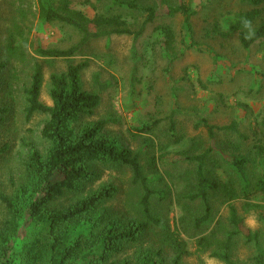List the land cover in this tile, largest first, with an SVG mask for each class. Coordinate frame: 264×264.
I'll return each instance as SVG.
<instances>
[{"label": "rangeland", "instance_id": "rangeland-1", "mask_svg": "<svg viewBox=\"0 0 264 264\" xmlns=\"http://www.w3.org/2000/svg\"><path fill=\"white\" fill-rule=\"evenodd\" d=\"M137 4L155 7L161 14L146 26L139 38L113 35L92 39L71 59H46L38 54V49L70 50L79 45L82 34L72 26L44 21L39 0H0V51L3 52L0 62L7 60L9 64L1 70L0 78L11 84V87L3 84L0 89V107L11 109L0 124V148L9 147L4 159H0V192L17 198L22 185L27 183L26 163L30 154L35 151L44 154L48 149V143L42 138L48 117L37 114L26 122L24 114V92L30 84L34 65L38 63L43 67L41 100L51 106V75L66 72L70 64L86 61L89 66L81 74L83 87L90 93H100L102 102L85 123L97 125L109 119L102 127V134L133 155L143 151L142 164L147 175L151 173L149 157L155 156L158 160L157 177L162 181L154 187L169 189L170 195L166 199H153V214L171 228L179 227L191 253L185 257L184 264H223L208 253L199 254L196 242L200 231L193 229L189 222L181 223L186 208L183 205L190 209L191 216L199 212L196 203L190 204L183 197L192 189L197 169L195 163L185 158L211 150L206 163L207 176L226 183L232 180L238 188L247 182L253 190L263 176L264 153L256 152L254 147H264V39L245 50L238 34L226 35L236 14L251 11L254 6L246 0H138ZM181 4L197 10L192 19V39L196 47L186 51L184 44H190L191 38L184 29L183 16L163 14L167 6ZM73 9L89 19L96 14L121 15L133 31H139L146 19V15L137 11L115 7L113 0H75ZM260 9L263 15L255 27L264 22V3ZM162 26L172 28L176 36L175 51L183 53L176 61H171L173 54L165 51L159 32ZM89 30L99 31L94 25H90ZM11 34L16 46L25 53L24 58H9L6 49ZM155 121L160 123L151 133L138 130ZM204 121L215 127L234 124L236 131H215L211 139L208 129L201 124ZM145 146L149 153H144ZM234 157L248 160L246 180L233 165ZM98 173L88 189L115 184L120 191L101 211L104 221L98 222L100 226H96V231L106 222L127 226L138 220L129 213L131 202L136 203L133 199L129 201V193L137 195V190L131 186L132 170L122 165L101 169ZM212 201L214 214L207 232L220 220L226 224L229 214L227 204L219 196L212 195ZM246 201L236 200L232 204L238 208L246 228L261 232L264 241V202ZM248 202L259 203L261 208L247 211ZM4 213L0 206V219ZM89 230V226L79 225L74 231ZM19 238L18 246L28 241V229L22 230ZM158 241L153 233L145 235L138 245L126 249L119 257L137 264L138 253L151 250L154 256L161 249ZM171 254L165 248L152 264H169ZM252 256L251 247L242 243L238 254L240 262L249 264Z\"/></svg>", "mask_w": 264, "mask_h": 264}, {"label": "trees", "instance_id": "trees-1", "mask_svg": "<svg viewBox=\"0 0 264 264\" xmlns=\"http://www.w3.org/2000/svg\"><path fill=\"white\" fill-rule=\"evenodd\" d=\"M74 1L39 0L40 14L44 21L72 26L82 34L79 45L70 50L38 49L37 52L42 58L71 59L92 39L113 35L139 38L146 26L161 15L155 7L139 6L138 0H113L115 7L146 15L141 29L133 31L121 15L96 14L93 19L87 18L82 12L73 9ZM246 1L254 8L236 14L226 35L238 34L243 48L249 50L253 44L264 39V22L255 27L263 15L260 6L264 0ZM163 11V14L169 17L183 16L184 29L191 38L190 44H184V49L186 51L195 48L192 19L197 10L181 4L175 7L167 6ZM90 25H94L99 31L91 32ZM159 32L163 37L165 51L173 54L171 61L183 56V53L175 51L176 36L172 28L162 26ZM6 51L11 59L25 57V53L16 46L12 34L8 39ZM2 54L0 51V56ZM8 65L7 60L0 62V73ZM88 66L86 61L70 64L66 72L52 74L49 91L52 105L48 106L41 100L44 85L43 67L38 63L34 65L30 84L24 92V114L26 122H30L37 114L48 117L42 129V138L48 143V149L44 154L38 151L30 154L26 163L27 183L22 185L17 198L0 192V206L5 212L0 219V264H132L129 259H121L119 255L138 245L142 237L152 233L159 239L161 249L156 251L154 256L151 250L138 253L137 264H152L154 258L163 254L165 248L172 253L169 264H184L185 257L191 253L179 227L173 229L153 214V199H166L170 195L169 189L164 191L154 187L155 183L162 181L157 177L158 160L155 156L148 159L150 177L142 164L143 151L133 155L102 134V127L110 122L109 119L97 125L85 123L87 118L95 115L102 102L100 93H90L83 87L81 74ZM3 84L11 87V84L0 78V89ZM10 110L0 107V124L6 120V114H9ZM159 123L155 121L138 130L151 133ZM201 124L208 129L211 139H214L215 131H236L234 124L228 127H215L205 121ZM254 148L256 152L264 153V147L261 145H255ZM8 150L7 146L0 148V159H4ZM146 151L149 153L145 146L144 153ZM210 152L211 150H208L202 155L185 158L186 161L195 163L197 169L192 189L183 197L190 204L196 203L199 212L191 216L190 209L183 205L186 208L181 223L189 222L193 229L200 231L196 242L199 254L208 253L211 258L223 264H242L238 254L243 243L253 250L249 264H264L262 233L247 229L238 208L232 204L241 199L264 202V159L261 162L263 176L256 182L253 190H250L247 182L244 187L238 188L232 180L226 183L220 178L216 181L207 176L206 163ZM232 162L246 180L245 167L249 164L248 160L244 157H234ZM122 165L132 170L131 186L137 190V195H128L129 201L136 200L135 204L131 202L129 213H133L138 220L127 226L115 221L106 222L96 231L100 226L98 222L104 221L101 211L108 207L120 190L115 184H105L97 189L88 187L101 169ZM212 195L219 196L224 204H227L229 214L226 224L220 220L207 232V225L214 214ZM258 204L248 202L245 209H259L261 207ZM79 225H87L90 230L76 233L77 230H74ZM204 227H207L205 231L202 230ZM26 229L30 238L18 246L21 231ZM184 232L188 235L186 230Z\"/></svg>", "mask_w": 264, "mask_h": 264}]
</instances>
